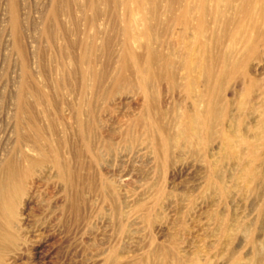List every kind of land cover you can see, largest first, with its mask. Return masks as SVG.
<instances>
[{"label": "rangeland", "instance_id": "obj_1", "mask_svg": "<svg viewBox=\"0 0 264 264\" xmlns=\"http://www.w3.org/2000/svg\"><path fill=\"white\" fill-rule=\"evenodd\" d=\"M263 35L256 0H0V264H264Z\"/></svg>", "mask_w": 264, "mask_h": 264}, {"label": "bare ground", "instance_id": "obj_2", "mask_svg": "<svg viewBox=\"0 0 264 264\" xmlns=\"http://www.w3.org/2000/svg\"><path fill=\"white\" fill-rule=\"evenodd\" d=\"M256 3H258V12H259V17L262 20V22H264V0H256ZM253 8L249 7V9L244 12L246 17H250L253 13ZM259 45H264V35L261 36L259 39H257L255 41V44H253L250 53H253L254 51H256V49L258 48Z\"/></svg>", "mask_w": 264, "mask_h": 264}]
</instances>
